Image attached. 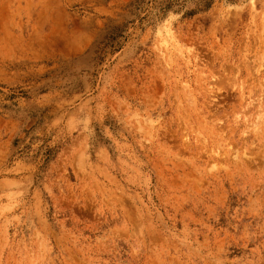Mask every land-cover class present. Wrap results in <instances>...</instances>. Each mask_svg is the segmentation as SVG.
<instances>
[{
	"label": "rangeland",
	"instance_id": "rangeland-1",
	"mask_svg": "<svg viewBox=\"0 0 264 264\" xmlns=\"http://www.w3.org/2000/svg\"><path fill=\"white\" fill-rule=\"evenodd\" d=\"M0 264H264V0H0Z\"/></svg>",
	"mask_w": 264,
	"mask_h": 264
}]
</instances>
